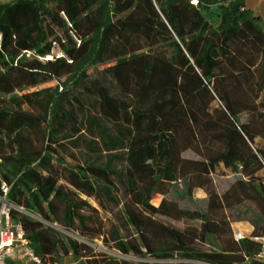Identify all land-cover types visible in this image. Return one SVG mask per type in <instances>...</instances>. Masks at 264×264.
<instances>
[{
	"label": "trees",
	"instance_id": "1",
	"mask_svg": "<svg viewBox=\"0 0 264 264\" xmlns=\"http://www.w3.org/2000/svg\"><path fill=\"white\" fill-rule=\"evenodd\" d=\"M100 66L115 91L90 78ZM3 184L43 262L264 264L263 19L244 0L0 3Z\"/></svg>",
	"mask_w": 264,
	"mask_h": 264
},
{
	"label": "rangeland",
	"instance_id": "2",
	"mask_svg": "<svg viewBox=\"0 0 264 264\" xmlns=\"http://www.w3.org/2000/svg\"><path fill=\"white\" fill-rule=\"evenodd\" d=\"M9 1H11V0H0V3H7ZM210 21L216 26V25L219 24L220 19L217 18L216 16H211L210 17ZM54 51H55L56 54L61 53V51L59 50L58 46L55 47ZM103 67L104 66H100L98 68L91 69V71H90L91 72L90 78L91 79H99V80L103 81L104 83H106L107 85H109L112 88L113 91H115V88L113 86L112 81L109 80V78H107L101 72V69ZM56 85H57V82L56 81H52V82H48V83L44 84L43 86H56ZM78 90H82V88H80V87L77 88V90L74 92V94L78 93ZM60 91H61V88H60ZM83 94H84V98L87 101L88 100L93 101V97H91L90 95H88L85 92H83ZM69 97L74 102V99H73L72 95H70ZM85 120L86 119L83 118L84 123H86ZM84 134H85L86 138H89L90 134H88L87 131ZM76 155L79 156L81 158V160H83L84 157L87 155V153H86L85 149H82V150H77L76 151ZM214 180H215L216 185L218 186V190L219 191H223L228 186V184L232 180H234V177L232 175H228L227 177H221V176L215 175L214 176ZM194 196H195V198H203V197H205V193H204L203 190H197L195 192ZM171 197L178 199L177 194H175V193H172L171 194ZM160 200H161V196L158 195L153 200V203L156 204V205H158L160 203ZM179 201H180V204L182 206H194V204L191 201L187 200V199L186 200L180 199ZM91 202H93V201L91 200ZM94 205L96 206L95 203H94ZM202 205H203V203H202ZM119 209H115L114 211L107 212V216L109 218H111L113 221L118 222V217H119V211L118 210ZM175 223L178 224V225H183V222H181V221H175ZM60 230L63 231V232H65V233H67L71 237L76 238L80 242H84V243L89 244L98 253H106V254L111 255V256H114V257H116V258H118V259H120L122 261L123 260H126V261L132 262V263H138V262L144 261V260L149 261L151 263H154V260L152 258H149V257L148 258H141V257L135 256L133 254H123V253L119 252L118 250H116L115 248H112L110 245H106L104 243L103 239H101V238L100 239H95V240L91 241L87 237L82 236V235H80L77 232H67V231H65V230H63L61 228H60ZM78 263H79V260L76 259V258H73V257H68L64 261V264H78Z\"/></svg>",
	"mask_w": 264,
	"mask_h": 264
},
{
	"label": "built area",
	"instance_id": "3",
	"mask_svg": "<svg viewBox=\"0 0 264 264\" xmlns=\"http://www.w3.org/2000/svg\"><path fill=\"white\" fill-rule=\"evenodd\" d=\"M3 197L0 207V264H56L50 261L43 262L31 247L30 241L26 238L23 226L20 222L14 221L11 216V209L21 210L7 200L9 187L3 184ZM238 234L237 238H242ZM262 240L263 238H256ZM258 257L264 260V247Z\"/></svg>",
	"mask_w": 264,
	"mask_h": 264
},
{
	"label": "crops",
	"instance_id": "4",
	"mask_svg": "<svg viewBox=\"0 0 264 264\" xmlns=\"http://www.w3.org/2000/svg\"><path fill=\"white\" fill-rule=\"evenodd\" d=\"M245 7L255 15L260 16L264 21V0H244ZM235 236L242 234V236H249L253 230V226L246 221L235 222L233 224Z\"/></svg>",
	"mask_w": 264,
	"mask_h": 264
}]
</instances>
